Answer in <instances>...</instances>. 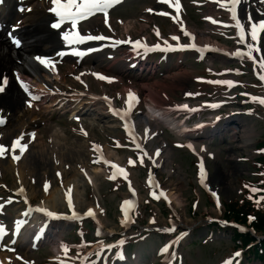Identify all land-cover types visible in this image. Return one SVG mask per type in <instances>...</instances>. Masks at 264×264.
<instances>
[{"label": "rangeland", "instance_id": "1", "mask_svg": "<svg viewBox=\"0 0 264 264\" xmlns=\"http://www.w3.org/2000/svg\"><path fill=\"white\" fill-rule=\"evenodd\" d=\"M168 4H172V0H124L112 12V18L114 22L118 17L125 22V24L123 22L117 26V31L121 34L149 37L152 34L150 28L158 24L161 26L162 32L168 35L176 30V26L169 23L167 18L164 19L152 13V11L164 9ZM182 5L184 19L195 30L196 34L198 33L199 41L213 43L231 51L240 50L243 54L245 51L251 52V56L247 55L241 61L249 62L255 59L260 67V71L255 65L252 67L257 77L254 72L253 74H246L244 78L242 73L234 74L233 71L236 68H242L238 60H231L220 55H210L201 60L199 56L193 53L175 54L164 57L162 60L156 56H150L148 65L143 64L144 70H141L142 66H137L131 72L133 74L135 71L137 75V78H134L131 83L129 79L121 82V84L106 80L97 82L89 78L86 87L84 83L74 78L80 72V68H76L74 61L73 63L64 61L61 65L60 76H62L63 82L72 87L90 89L95 93H117L131 85L130 87L135 88L145 101V107L156 105L161 109L174 105L184 106L188 101L192 103L204 102L205 100L211 102L210 99L215 96L221 100L233 93L236 94V97L231 99L233 101L229 104L231 106L225 107V111L222 110L224 112L219 116L221 119L231 120L223 126L227 128V131L222 130L216 135L219 138L216 142H212V144L205 142V148L200 149L208 172L205 182L200 181L197 184L195 159L191 157L183 144L180 146L182 142H179V138L173 137L165 131L162 121H157L151 115L148 117L151 126L158 130V137L155 140L162 145L164 143L168 145V155H166L164 166L158 171L159 182L174 192L175 195L171 197L172 199L169 198V201H167V196L166 199L164 196L159 202L150 201V203H146L144 200L146 190H143L142 185L143 174H140L139 169H130V172L134 174L132 181L134 179V187L138 192L139 202L132 213H129V216L122 218L123 214L120 208L123 200L127 198L126 184L120 183L121 185H118L117 183L116 188H114V184L110 181V174L95 173L97 169H94V166L98 165L93 162V158L89 154L86 140L73 133V123L67 119V115L62 114L61 111L50 110L53 101L46 102L49 112L45 113L41 109L29 115L22 103L23 95L14 85L16 88H13V91L18 95L19 105L17 108L4 106L10 110V121L4 128L8 133L5 135L7 141L13 133H17L16 126L20 121H32L38 135L35 142L31 144L28 154L16 167H13L8 159H0V183H4V187H0V202L4 203L11 198L14 199L15 196L11 195V191H14V188L19 185H23L27 192L32 194L31 200L34 203L45 202L46 196L52 189H57L58 193L68 191L69 194V190L72 188V184L70 186L69 184L75 178H80L81 174L89 172L93 175L96 186L84 181L80 183L78 190L81 193V200H78V206L75 210L79 212H84L87 208L93 210L98 219L97 223L100 222L102 226V228L99 227L102 232L100 237L94 232L84 235L91 243L98 244L92 247L93 254L98 251L96 264H107L108 259H110L108 264H115L114 251L111 246L118 243V240L122 238L131 237L145 230H150L151 233L146 235L145 239L143 238V240L133 244L131 251L126 247L122 251L124 258L127 259L126 263L123 264H171L173 256L165 257L167 253L164 251L166 248L164 244H171L172 242L177 244L176 247L175 244L172 246L176 253V260L174 259L173 264H226L229 261L231 264H262L261 261L256 260L249 263L247 251L245 255L244 252H241L238 257L234 256V241L230 237V230L222 229L224 225L222 218L225 205L242 197L241 184L243 179L255 178V176L250 177V170L253 168L251 160L254 158L255 146L261 138H264V104L259 103L258 100H253L254 97L264 98V81L261 79L264 77V66H262L264 65V33L256 36V39H253L251 34L252 25H256L264 18V0H243L237 15L240 25L243 26L244 34V40L240 42L236 40V27L234 25L230 30H224L222 27H215L207 23L206 17L215 16L217 19L233 24L228 14L217 9L213 3L207 0H182ZM34 7V11L26 16V23L32 22L34 24L36 22L38 24L41 22L39 21L40 15L43 17L44 14L39 9V3H35ZM17 17L18 15L11 14L7 22L12 23ZM46 24L47 19L44 20V27ZM112 28L116 30L115 26ZM85 29L93 32L106 31L100 20L88 23ZM31 40L27 39V41ZM246 40L248 45L253 48L256 46V48L248 47ZM32 50L37 52L51 51L48 44H42V46ZM102 55H93L85 62L89 66L100 69V73L102 71L109 76L116 75L115 70L116 72L117 70L126 72V75L129 73L127 72V62L121 60L123 55L118 54L116 56L118 60L120 59L118 63H116L117 60L107 61ZM8 66L10 65L4 64L3 70ZM248 67H250L249 64L245 69ZM208 70L217 73L205 72ZM72 72H74L72 74L74 77L69 75ZM222 72H224L223 76H221ZM228 77L239 82L232 83L229 88H220L216 84V82L223 83L218 81V78L228 80ZM210 78H215V83L207 85ZM251 80L255 81L256 85L253 84L251 88L242 87V81L249 84ZM260 81L262 86H260ZM213 105L216 106L214 103ZM246 110L248 113H242L243 116L234 117L233 113L245 112ZM146 112L147 110L142 107L138 115H146ZM98 116L100 119L89 114L83 117L90 134L88 139L98 141L104 150L116 148L114 139H119L121 131L116 129L113 122L107 117ZM238 124L241 126L239 127ZM152 142L153 139L147 144L151 145ZM176 143H180L179 146ZM116 153H118L117 156L121 158L122 163H124L126 156L131 155V152L126 149L122 151L119 149ZM112 158L115 159L116 157L112 156ZM20 168L24 172L23 179L14 175L15 171L19 172ZM93 169L94 172L91 171ZM44 182L49 184L47 190H44L42 186ZM205 188L212 195V201L205 194ZM175 198L179 199L178 203L175 202ZM65 199L66 194L64 201ZM56 202L55 210L71 213L72 210L68 204H64L62 200H56ZM17 205L19 206L16 203L10 205L14 209L11 217L17 214L18 210H15ZM5 212L6 209L3 210V213ZM2 216L0 214L1 218ZM3 219L7 225L10 224V218L3 217ZM172 222L175 223L174 226L177 227V230L181 227L186 230L190 229L184 238L175 237L176 229L164 235L158 232L160 229L172 228L168 225ZM85 226L89 225L85 224ZM9 231L10 229L7 228L5 234H0V256H5L10 264H59L53 257V245L46 244L37 250L8 245L9 235L6 236V234ZM65 232L67 231L65 230ZM65 238L67 239H65V251L73 256H81L82 253L88 251L84 247L77 251L80 246L79 236L75 235L72 229L66 233ZM59 249L61 248L59 247ZM158 249L160 250L158 251ZM154 252H158L155 257ZM85 261L84 264L92 262L91 259Z\"/></svg>", "mask_w": 264, "mask_h": 264}, {"label": "bare ground", "instance_id": "2", "mask_svg": "<svg viewBox=\"0 0 264 264\" xmlns=\"http://www.w3.org/2000/svg\"><path fill=\"white\" fill-rule=\"evenodd\" d=\"M21 30H22L21 31V35L25 37L24 39L34 38V40L31 41V42H25V44L23 45V48L21 47V49L16 51V54H17L16 58H19V59L22 60V64H20V65H16V64L13 65L14 64V62H13V58H14L13 54H14V52L11 51L10 49L7 50V44L8 43L5 40V38L0 36V74H2L4 72V70H3L4 64H8L10 66H16L17 68H20L21 71L24 70L25 72H27L29 69L32 70L35 73L39 72V69L32 65L31 59H28V56H29L28 52L29 51H33L32 49H34V48H38V46L40 44L49 43L50 46H56V43L58 41V38L55 36V33L52 32L49 28H45L42 22L38 23V24H29V25L25 24L22 27ZM117 73H119V79H120L121 82H124V81L127 80L124 73H120V72H117ZM33 78L34 77H32V79ZM179 82H181V81H179ZM17 96L18 95L13 91L11 85L8 86L7 90L3 94H0V107L6 106L7 108H9V107H12V108L16 107L17 108L18 105H19L18 104V100H17ZM95 108H97V107H94L93 111L97 110ZM157 108L158 107H156V106H148V110L150 111L151 114H154L155 112H157L158 111ZM143 118L144 117H140L139 119L140 120H146L145 118L144 119ZM238 126L240 127L241 125L238 124ZM23 128H27L26 131L28 129H30L29 127L26 126L24 121H21L17 125L16 132L22 130ZM30 135L31 136H35V132L34 131H30ZM28 152H29V150L27 151V153ZM27 153H25L24 155H26ZM11 163H12V165L14 164L13 162H11ZM97 171H99V170H96L95 172H97ZM18 173H19L18 177L23 179L24 172L22 171L21 168H20ZM88 178L89 179H86V180L92 186H96V182L94 181V177L92 179V176L89 175ZM81 182H83L82 179H80L79 177L75 178L73 180V182H72L73 189L69 190V193L71 195V200H72V205L71 206L73 208H76L78 206V200H81V193L78 190V186L80 185ZM161 188H162L163 192L165 193V195L167 197H169L170 199H172L171 197L175 195V193L172 192L166 186L163 185ZM29 195L32 196L31 193H29ZM59 195H60V193L57 192V189H52L50 191V193L46 196L47 198H46V201L44 202V204L47 207L44 206V205L43 206L45 208H48V209L54 211L51 208H55L56 207L55 206L56 203H57L56 200H62L61 196H59ZM48 196H49V198H48ZM67 199H68V194L66 196L65 201H67ZM175 199H176L175 202H177L179 200V199L177 200V198H175ZM83 202H85V201H83ZM87 211H90V210H87ZM74 212H76V211H74ZM53 251L55 253H57L59 251L58 247H54ZM0 263L1 264H7L6 259L3 261V259H1V257H0Z\"/></svg>", "mask_w": 264, "mask_h": 264}, {"label": "snow or ice", "instance_id": "3", "mask_svg": "<svg viewBox=\"0 0 264 264\" xmlns=\"http://www.w3.org/2000/svg\"><path fill=\"white\" fill-rule=\"evenodd\" d=\"M53 4L54 5H57V7H53L50 9V11L54 12L56 14V16L59 17V22L58 23H53L52 24V27L53 28H60L61 24L65 23V22H71V24L73 26L76 25L77 21L79 20H82V19H85L91 15H94L95 13L97 12H103L105 13V15H107V10L114 6L115 4L117 3H120L121 0H80V2L78 3L77 0H67V3L66 4H61V0H52ZM237 2V0H232V3L233 5H235V3ZM71 8H75L76 11H70ZM176 8L177 10H179V3H178V0H177V3H176ZM151 11V10H149ZM162 14H165L166 13H162ZM215 22V21H213ZM239 27H241L242 29V32H243V26L242 25H238ZM259 28L264 30V23H261L259 25ZM256 30H257V25L253 24L252 25V38L253 39H256ZM159 34V33H157ZM64 39L65 41H67L68 44H74V43H82L84 42L85 39L87 40H103V39H106L105 37L103 36H87V37H83V36H77L75 39H71L69 34L68 33H65L64 34ZM173 39H178V37H173ZM129 43H132L131 41H128ZM14 43L17 44V46H19V40H15L14 39ZM117 44L119 43H123V41H117L116 42ZM135 45L137 46V48L139 47H144V48H147V45H142L140 41H136L134 42ZM93 51L95 49H92ZM160 50H164V49H160ZM168 50H175V49H168ZM74 55H77V56H83L85 55V53L83 52H80V51H77L75 53H73ZM59 55H64V53H59ZM237 55H243L242 53H237ZM249 56H251V52L248 53ZM36 59L41 63L43 64L45 67H48L50 71H53L54 70V62L50 59V58H42V57H36ZM264 66V65H262ZM94 75H97L99 79H105V80H108V82H113L114 81V78H110V77H104L100 74H94ZM77 79H79V77H77ZM261 79H264V77H261ZM4 83L6 84L7 81L6 79L4 80ZM215 83V82H214ZM223 83H227L229 85H231L232 82L230 81H225ZM4 89L2 86H0V92H2ZM191 95V94H189ZM33 99H39V97H33ZM129 99L130 100H136V102H138V98L134 97V94L132 93H129ZM254 101H257L261 104H264V98H253ZM31 106V105H30ZM213 107H215V105H213ZM183 109L185 110H188V106L187 105H184L183 106ZM194 111V109H193ZM117 115H119L120 113H116ZM127 115V114H125ZM123 118V117H122ZM6 121L0 117V124H3L5 123ZM20 139L21 138H18L14 143L15 144H19L20 143ZM139 147V145L137 146ZM26 148V145L24 146H21V152L24 151V149ZM4 151L3 149V146H0V154H2ZM144 155H147V153H144ZM158 155V153H157ZM15 159H19V157H16L14 156ZM143 159V157H141V160ZM46 190H47V186H46ZM253 192H256L257 189H251ZM68 203L69 205L71 206L72 205V200H71V195L70 193L68 194ZM40 211H45L46 214L48 216H54L55 214L54 213H51V212H47L46 210L44 209H40ZM89 215H92V212L90 211L89 212ZM75 218V217H74ZM165 231H175L174 228H170V229H164ZM3 229L0 228V232H2ZM123 243V242H121ZM165 252L168 251L167 248L164 249ZM237 257L240 255V253H236L235 254ZM226 264H231V261L229 262H226Z\"/></svg>", "mask_w": 264, "mask_h": 264}, {"label": "trees", "instance_id": "4", "mask_svg": "<svg viewBox=\"0 0 264 264\" xmlns=\"http://www.w3.org/2000/svg\"><path fill=\"white\" fill-rule=\"evenodd\" d=\"M257 148L260 150L257 166L264 171V142L259 143ZM255 186L261 188L264 183H258ZM262 196V199L258 200V195L248 191L242 198L228 202L225 205L224 215L226 219L264 235V194ZM232 239L242 247H245L247 243H253L248 253L264 263V239L256 241L250 232L239 229L232 231Z\"/></svg>", "mask_w": 264, "mask_h": 264}]
</instances>
